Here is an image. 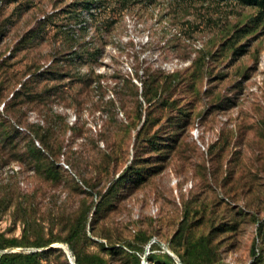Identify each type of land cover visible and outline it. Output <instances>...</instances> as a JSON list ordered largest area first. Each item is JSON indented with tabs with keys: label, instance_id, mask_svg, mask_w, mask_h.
Listing matches in <instances>:
<instances>
[{
	"label": "rangeland",
	"instance_id": "rangeland-1",
	"mask_svg": "<svg viewBox=\"0 0 264 264\" xmlns=\"http://www.w3.org/2000/svg\"><path fill=\"white\" fill-rule=\"evenodd\" d=\"M0 67V81L12 75L16 87L32 71L38 105L19 124L3 108L12 88L0 99V243L9 244L0 255H23L18 264L43 250V264H264L259 6L0 0ZM156 71L176 85L168 103L158 95L149 106L142 82ZM43 126L61 148L41 145L34 131ZM90 173L99 178L91 190ZM79 218L85 237L72 239Z\"/></svg>",
	"mask_w": 264,
	"mask_h": 264
},
{
	"label": "trees",
	"instance_id": "trees-1",
	"mask_svg": "<svg viewBox=\"0 0 264 264\" xmlns=\"http://www.w3.org/2000/svg\"><path fill=\"white\" fill-rule=\"evenodd\" d=\"M241 2H244L246 4H252V5H257L261 8V12H263L264 14V0H240ZM88 4V2L86 3ZM90 4V3H89ZM1 68V67H0ZM26 72H28L27 76H24V79L20 82H18V86L16 87L15 84H13V80L12 75L11 77L9 76L7 79V82H1L0 81V99L2 98L3 94L7 91H9L10 88H12V92L10 97L7 99V101L3 104V108L5 107V109L10 108L11 110V114L13 115V117L17 120V122L19 124H26V117H25V112L28 109L34 108L38 105H36L34 98H33V91H34V85L33 83H35L34 80V73H32V71L27 70ZM26 74V73H25ZM174 74H167L164 73L163 71H156L155 74L153 76H150L147 81H143L142 82V90H141V94L142 97L145 101V103H147L149 106H152L153 102L152 100L155 97H158L157 100H159V102L162 104L163 102L168 103L170 101L171 98V94H170V90L172 88L175 87L176 82H175V78H174ZM15 77V75H14ZM17 82V81H16ZM37 83V82H36ZM161 99V100H160ZM35 102V103H34ZM140 105V103H139ZM188 114L185 116V118L183 119V123H182V127H184L187 122H188ZM145 121V120H144ZM28 126H33L34 125H28ZM47 127L43 126L41 129L40 128H36L35 129V135L38 137L41 145L47 149H54V148H61V144L60 143H54L51 141L49 135H48V131H47ZM142 131V127L139 129V133ZM4 133H2V131H0V143H5V138L1 139V136ZM4 137V136H3ZM31 150L33 152H35L36 154H41L40 150L38 148H31ZM37 159L35 158V164H37ZM38 165V164H37ZM128 169H130V166L127 165L124 170L117 176V178L109 185V187L107 188L106 192L101 193V191H99V196H100V200L99 203H97L96 205H94V209H98L101 205L102 202L106 201L107 196L109 194V192L112 191V189L114 188V186L118 183H120V181L123 179V177L126 175V172L128 171ZM91 174V173H90ZM141 172H136L134 175V179L135 181H138L139 178H141ZM99 181V178L96 176H93L92 174L89 176V178L85 179V184L86 187L89 188L90 190L92 188H94L97 185V182ZM14 186H16V183L14 180H10L8 183V187L14 188ZM91 191H89L90 193ZM2 202H4V206L8 207L9 205L12 204V198L9 197H3ZM81 218V217H80ZM80 218L78 219V227L79 228H72L70 226V233L71 231L75 232L72 234L71 233V237L72 239L75 238H79L80 237V232H82V236L85 237V219L82 220V222L80 221ZM91 225V221L88 223V226ZM67 243H69L70 246H74V244H72V242L70 241V239L66 238L65 239ZM50 242H44V243H35L34 246L36 247H42V246H47L49 245ZM131 245V244H130ZM9 246V244L1 242L0 243V249L1 248H5ZM132 248H134L133 245H131ZM49 251H52V248L47 249ZM46 250L43 251H34V252H30L29 254H27L26 256H24V258H30L33 260H30V264H43L40 262L39 259H37V257L39 255H43L44 253H46ZM252 252H254V250H252ZM20 256H23L21 254H16V253H4L0 255V264H18L15 259L19 258ZM134 256V255H133ZM135 257V256H134ZM136 260H138V257H135ZM179 261H181L182 263H184V259L182 256H179ZM76 264H83L80 259L76 260Z\"/></svg>",
	"mask_w": 264,
	"mask_h": 264
},
{
	"label": "built area",
	"instance_id": "built-area-1",
	"mask_svg": "<svg viewBox=\"0 0 264 264\" xmlns=\"http://www.w3.org/2000/svg\"><path fill=\"white\" fill-rule=\"evenodd\" d=\"M195 137H196V134H195ZM201 145V144H200ZM201 147H203V145H201ZM69 258V261H71V258H70V256L68 257Z\"/></svg>",
	"mask_w": 264,
	"mask_h": 264
},
{
	"label": "water",
	"instance_id": "water-1",
	"mask_svg": "<svg viewBox=\"0 0 264 264\" xmlns=\"http://www.w3.org/2000/svg\"><path fill=\"white\" fill-rule=\"evenodd\" d=\"M169 254L171 255V256H173V254L171 253V252H169ZM72 263V262H71Z\"/></svg>",
	"mask_w": 264,
	"mask_h": 264
}]
</instances>
